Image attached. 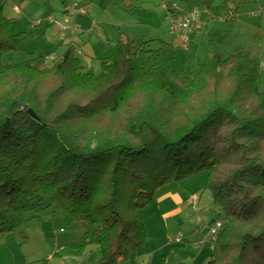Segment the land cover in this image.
<instances>
[{"label":"trees","instance_id":"obj_1","mask_svg":"<svg viewBox=\"0 0 264 264\" xmlns=\"http://www.w3.org/2000/svg\"><path fill=\"white\" fill-rule=\"evenodd\" d=\"M10 24L0 5V237L45 205L84 224L72 250L134 264L148 235L136 212L159 188L205 171L223 220L206 264H264V91L253 57L215 54L182 76L144 69V50L124 36L98 74L73 46L37 68L34 58L11 61L24 36ZM102 113L122 119L104 131Z\"/></svg>","mask_w":264,"mask_h":264},{"label":"rangeland","instance_id":"obj_2","mask_svg":"<svg viewBox=\"0 0 264 264\" xmlns=\"http://www.w3.org/2000/svg\"><path fill=\"white\" fill-rule=\"evenodd\" d=\"M257 1L264 3V0H121L122 6H119L115 0H0V5L3 15L11 19L10 33L24 36L23 51L11 54V61L15 63L26 60L28 56L35 59L33 65L37 68L50 66L53 59L62 55L63 44L67 43L55 25L66 27L70 24L79 26L81 30L80 35L75 37L76 53L84 70L98 74L100 58L110 54L103 56L104 48L111 51L109 44L112 45L119 35L126 34L135 47L144 50L140 57L144 69L154 64L187 76L197 71L198 65L214 48L226 47L228 38L225 42L219 34L220 27L216 26L222 21L223 13L207 11L211 19L203 26L197 45L195 40L189 50L188 45L187 49L181 45L174 46L176 44L171 48L164 47V43H170V37L174 38L170 35V25L165 20L161 5L175 4L180 12L198 11L199 22V16H203L211 5L225 6V15L229 12L228 7H238V15L250 18V13L263 12ZM74 3L78 6L73 7ZM82 8L84 13L80 11ZM48 19L53 24L48 23ZM244 34L249 37L246 43L255 51L253 56L262 79L259 86L264 90V65H261L264 64V33L249 25L242 27L234 39L240 41ZM233 45H230L231 49ZM92 48L98 57L94 58ZM220 53L225 55L222 51ZM51 55L53 59L45 62L44 56ZM51 84L50 80L40 83L41 91L46 92ZM3 91L0 86V94ZM70 96L83 101L85 93L74 90ZM139 101L140 98L135 103ZM120 116L111 117V114L102 113L97 116L100 121L97 126L100 125L104 131L112 128L122 119ZM206 183L205 171H197L180 181H171L155 192L151 203L136 212L147 228L145 253H152V249L156 248L171 264H206L212 244L210 240L199 241L222 215L221 210L213 205ZM35 204L37 199L32 202V205ZM83 231V223H66L56 208L37 206L25 214V221L12 234L0 237V264H74L72 255L81 259L78 264L87 262V255L92 261L94 258L96 264L100 258L98 249L92 247L83 255L69 246L80 240Z\"/></svg>","mask_w":264,"mask_h":264},{"label":"crops","instance_id":"obj_3","mask_svg":"<svg viewBox=\"0 0 264 264\" xmlns=\"http://www.w3.org/2000/svg\"><path fill=\"white\" fill-rule=\"evenodd\" d=\"M113 3V2H112ZM115 3H117L119 6H122V3H121V0H115ZM221 4V3H220ZM257 6H259V8H262L261 10L263 12H261V14L257 15V16H250V18H247L245 16H240L238 15V12H239V9L238 7H235L234 9H231L228 7V10L229 11H232L233 14H234V17L232 19H225V20H222L220 21L219 24H217L216 26L220 27V32L219 34H221L223 37H224V40L226 42V38H228L227 40V45L225 48H219V49H216L214 48L213 51H211V53H209L208 57H206V59H209L211 56L215 55V54H218L219 56H221L222 58H225L227 57L228 55H235V54H240V55H249L253 58H255L253 55L255 54L254 50L250 48L249 44L246 43V39H248L249 37L244 34L242 36V39L240 41H237L236 39L234 38H237L238 35H239V30L242 28V27H249L252 26L253 28H256L258 29L260 32L264 33L263 29H264V3H262V1H257ZM221 7V8H220ZM215 6V5H211L208 9L206 8L205 10V13L203 14V16H199L201 18H199V23H200V29L197 30L195 33H193L191 36H190V40H189V43H188V49L189 50L191 48V45L193 44L192 42H194L195 40V44L197 45V41L202 37V32L201 30L203 29V26H206L208 20H210V16H208V13L207 11L209 12H215V11H221L223 13L222 16H224L227 11L226 7L225 6ZM82 17V16H80ZM166 20V19H165ZM205 29H207V27H205ZM71 32H69L68 34H64V35H61L64 37V39L66 40L67 39V43H64L63 44V49H62V53L66 50V48L68 46H73L75 48V53H76V47H77V39L75 38L76 35L79 36L80 33L78 32H74V30H70ZM201 32V33H200ZM77 33V34H76ZM171 35V34H170ZM204 35V34H203ZM120 36L124 37V36H127L129 37L128 35L126 34H121L119 35L118 39L120 38ZM172 36V35H171ZM174 38V36H172ZM79 38V37H78ZM130 38V37H129ZM63 39V40H64ZM91 39V37H90ZM131 39V38H130ZM171 41L170 43H164V47H173L174 46H177V45H180V42L179 40L175 39L174 40L170 37L169 38ZM64 40V41H65ZM81 39H79L80 41ZM117 40V39H116ZM115 40V41H116ZM114 41V42H115ZM132 41V40H131ZM254 41H256V39H254ZM113 42V43H114ZM133 42V41H132ZM167 42V41H166ZM112 43V44H113ZM233 49L230 48V45L233 44ZM109 47L111 48V51H112V45L109 44ZM105 50H103L101 54H103V56H106L107 54H109V52L111 53L110 49L108 48H104ZM150 51V50H148ZM224 52L225 55H222L220 52ZM92 52L94 54V58L98 57L97 53H95L94 49L92 48ZM246 52H251L250 54L246 53ZM252 54V55H251ZM77 55V53H76ZM52 56V55H51ZM108 56V55H107ZM28 57V56H27ZM53 57V56H52ZM30 58V57H28ZM44 58H46V56H44ZM103 58V57H102ZM105 58V57H104ZM101 59V58H100ZM205 59V60H206ZM83 65V64H82ZM261 65L263 66L264 64L261 63ZM262 80V79H261ZM261 80H259V85L261 83ZM264 91V90H263ZM164 197V196H163ZM202 240V239H200ZM156 248L152 249V253H145V248L143 247L140 255L137 257V259L135 260V263L134 264H171V263H168L166 261V257L162 254L161 251H156L155 250ZM212 252V251H211ZM78 254V253H77ZM79 254H83L85 255V253H79ZM211 255V254H210ZM87 260V262H84L83 264H95L94 263V258H93V261L90 260V256H85ZM210 257V256H209ZM71 259L73 260V263L74 264H78V261H81L80 258L76 257L75 255H72ZM100 259V258H99ZM98 259V261H99ZM209 260V258L207 259V261ZM97 261V263H98ZM96 263V264H97ZM117 264H127L125 262H120V263H117ZM205 264V263H204Z\"/></svg>","mask_w":264,"mask_h":264},{"label":"built area","instance_id":"obj_4","mask_svg":"<svg viewBox=\"0 0 264 264\" xmlns=\"http://www.w3.org/2000/svg\"><path fill=\"white\" fill-rule=\"evenodd\" d=\"M78 6V3H74L73 7ZM161 10L165 12V19L169 22L170 25V34L174 36L175 39L179 40L181 47L187 49L188 42L190 40V36L195 33L197 30L200 29V23L197 21V17L199 15L198 11H186V12H180L177 9V6L175 4H167L163 3L161 5ZM82 13L85 12V9L82 8L80 10ZM260 12H253L250 13V16H257L259 15ZM234 17V14L232 11H229L227 15L222 17V20L225 19H232ZM48 23L53 24V22L48 19ZM39 23V22H37ZM55 28L57 31L61 34L64 35L68 30H74L78 31L79 33L81 32L79 26H71L70 24L66 27H64L61 24H56ZM90 33L92 32V29L89 31ZM53 57H46L44 58V61L52 60ZM223 224V220L219 219L216 220L212 225L209 226L206 234L202 237V240L199 242L201 243L202 241H207L210 240L216 235L217 231Z\"/></svg>","mask_w":264,"mask_h":264},{"label":"water","instance_id":"obj_5","mask_svg":"<svg viewBox=\"0 0 264 264\" xmlns=\"http://www.w3.org/2000/svg\"><path fill=\"white\" fill-rule=\"evenodd\" d=\"M27 112H28L33 118H36L35 115H34L30 110H27Z\"/></svg>","mask_w":264,"mask_h":264}]
</instances>
